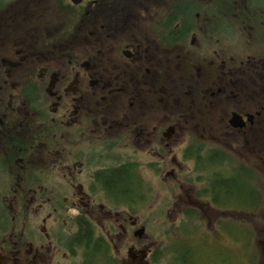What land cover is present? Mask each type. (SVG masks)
<instances>
[{"label":"flooded vegetation","instance_id":"obj_1","mask_svg":"<svg viewBox=\"0 0 264 264\" xmlns=\"http://www.w3.org/2000/svg\"><path fill=\"white\" fill-rule=\"evenodd\" d=\"M223 125L264 127V0H3L0 264L222 262Z\"/></svg>","mask_w":264,"mask_h":264},{"label":"rangeland","instance_id":"obj_2","mask_svg":"<svg viewBox=\"0 0 264 264\" xmlns=\"http://www.w3.org/2000/svg\"><path fill=\"white\" fill-rule=\"evenodd\" d=\"M3 0H0V3ZM43 5H46L45 2ZM246 131L238 132L231 127H222V142L225 150H228L234 159H231L233 164L237 166V161L242 163H249L253 167V171L259 178V188L261 190V201L258 203L256 209L252 211L238 210L233 212L231 210H225L221 213V217L218 218L220 222L221 218H224L220 223V230L223 228V243L231 246L236 251L226 250L222 248V253L218 255L222 259V262H218L214 257V252L207 254L197 253L199 264H264V132H259L255 128V132H252L250 139H248ZM249 144L247 147L246 144ZM244 144V145H243ZM178 160V159H177ZM188 186L178 189L176 195L181 198V205H183V198L186 197L185 192H189ZM190 188V187H189ZM258 188V187H254ZM191 189V188H190ZM191 195V190H190ZM239 197V193H237ZM192 204L186 202L185 205ZM239 204V203H238ZM246 204V200H242V205ZM151 210V205H147L143 208V213L147 214ZM179 206L175 207L174 212L171 213L170 222L165 224V229H169L172 224H176L181 216ZM228 217V218H226ZM152 226L153 224L149 222ZM151 230H156L152 227ZM160 232L164 229L160 226ZM204 230L207 232L206 225ZM159 242L164 243V236L159 233ZM209 235L202 233L200 236H195L190 239V244L194 248H201L207 245Z\"/></svg>","mask_w":264,"mask_h":264},{"label":"trees","instance_id":"obj_3","mask_svg":"<svg viewBox=\"0 0 264 264\" xmlns=\"http://www.w3.org/2000/svg\"><path fill=\"white\" fill-rule=\"evenodd\" d=\"M255 128L258 129V134L259 132H264V127L262 126H257L254 127L253 131L255 132ZM247 132V131H246ZM248 134V132H247ZM249 135V134H248ZM250 137L248 136L249 140ZM244 145V144H243ZM247 147H249V144H246ZM224 152H228V150L223 149ZM231 159H234L232 157H228L227 153H224V157H222V163L220 165V168L218 170H211L208 171L206 174L209 176H213L214 182H217V175L219 172H222V177H223V183L224 184H233L237 187L238 193H239V204H238V209L239 210H253L256 209L258 206V203L261 201V190L259 186V178L255 171H253V167L249 163H242L237 161V166H235L232 162ZM214 161L215 159H209L208 160V166H214ZM226 187V186H225ZM223 187V191L227 189ZM258 187V188H254ZM248 198L253 200L252 204H248ZM246 200V204L242 205V200ZM174 228V227H173ZM171 228V229H173ZM175 229H178L175 227ZM181 230V228H180Z\"/></svg>","mask_w":264,"mask_h":264},{"label":"water","instance_id":"obj_4","mask_svg":"<svg viewBox=\"0 0 264 264\" xmlns=\"http://www.w3.org/2000/svg\"><path fill=\"white\" fill-rule=\"evenodd\" d=\"M74 3H80L82 0H72ZM239 122H241V124H239ZM232 123L234 126H240L242 127L245 124L244 119L242 118V116L238 115V114H234L233 118H232Z\"/></svg>","mask_w":264,"mask_h":264}]
</instances>
